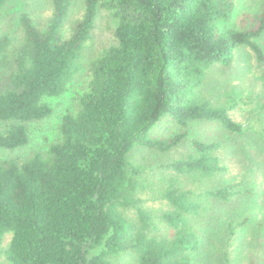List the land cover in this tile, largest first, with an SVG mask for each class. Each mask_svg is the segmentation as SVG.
I'll return each instance as SVG.
<instances>
[{"label":"trees","instance_id":"obj_1","mask_svg":"<svg viewBox=\"0 0 264 264\" xmlns=\"http://www.w3.org/2000/svg\"><path fill=\"white\" fill-rule=\"evenodd\" d=\"M12 1L0 0V13ZM73 2L50 0L45 30L27 14L19 39L0 29V66L12 69L0 91V149L26 146L28 124L53 114L46 99L88 76L78 110L62 119L59 142L26 159L0 158V245L12 233L11 264H112L130 250L136 264H192L201 247L195 223L208 210L201 199L237 194L232 185L201 193L187 185L227 172L219 145L190 140L196 153L162 165L176 174L158 180L138 155L178 151L194 121L239 135L249 129L230 115L237 104L216 105L202 87L211 67H231L238 47L264 61L256 42L264 12L250 30L237 31L228 25L235 0H84L70 21ZM99 10L116 19V44L91 58ZM165 120L179 127L174 137L155 134ZM152 194L171 208L163 218L173 232L159 233L145 206Z\"/></svg>","mask_w":264,"mask_h":264},{"label":"rangeland","instance_id":"obj_2","mask_svg":"<svg viewBox=\"0 0 264 264\" xmlns=\"http://www.w3.org/2000/svg\"><path fill=\"white\" fill-rule=\"evenodd\" d=\"M83 2L74 0L70 21L82 14ZM235 2L236 7L228 25L237 31H248L264 12V0ZM51 13L50 0H14L0 13V29L5 35L19 39L23 14L29 15L38 28L45 30ZM116 27L117 21L112 13L99 10L93 40L87 47L91 58L116 44ZM256 42L264 52V33ZM11 70L0 66V91L8 87ZM87 85L88 76L85 71L71 83L65 94L46 99L53 114L45 120L29 123V143L15 150L0 149V158L26 159L35 153L47 152L53 144L59 142L62 119L66 114L78 110L79 99ZM202 91L216 105L229 107L230 104H237L230 115L236 122L248 125L249 129L239 135L226 131L217 123L194 121L188 129L190 138L184 141L178 151L165 154L150 152L145 154L147 160H144L142 154L138 155V159L151 164L158 171V180L164 175L176 174L173 170L166 171L162 165L196 153L190 140L218 144L216 155L221 164L227 167V172L200 183L193 184L189 180L187 185L199 193L232 185L237 194L227 201L201 199L208 210L202 212L195 223L201 247L193 254L192 264H226L227 256L231 264H250L251 261L264 264V138L260 134V130H264V61H258L251 49L238 47L234 51L230 68L216 65L207 71ZM179 130L173 121L165 120L155 130V134L160 138L174 137ZM153 197L154 194L145 197V206L152 213L159 233L173 232L163 218L171 208L166 201L154 200ZM128 217L138 222L136 212H129ZM240 223L242 226L238 227ZM231 225L236 226L233 233ZM11 239L12 233H6L3 237L0 264H11L6 254ZM136 259V253L130 250L113 258L112 264H136Z\"/></svg>","mask_w":264,"mask_h":264}]
</instances>
